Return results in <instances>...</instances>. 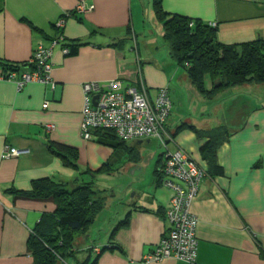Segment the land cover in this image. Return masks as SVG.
Returning a JSON list of instances; mask_svg holds the SVG:
<instances>
[{
	"label": "crops",
	"instance_id": "1",
	"mask_svg": "<svg viewBox=\"0 0 264 264\" xmlns=\"http://www.w3.org/2000/svg\"><path fill=\"white\" fill-rule=\"evenodd\" d=\"M80 1L94 8L72 14L63 27H56ZM161 6L169 14L216 23V38L223 45L264 40V0H161ZM162 35L153 0H0V61L25 63L41 42L59 36L77 46L75 55L54 49L47 84L33 81L18 88L13 81L0 80V264H34L32 233L43 216L57 209L52 197L24 194L34 183H63L68 191L91 183L96 190L95 172L104 165L113 176L118 172L125 178L124 186L111 190L119 206L96 230L89 228L98 215L75 236V241L81 238L78 248L74 241L76 251L67 264L96 256V264H186L172 258L143 262L169 230L165 210L173 192L157 180L163 164L160 142L123 141L129 146L123 145L120 153L119 145L99 142H112L107 136L96 133L84 140L80 135L82 84L115 78L151 101L159 88L167 87L173 110V104L194 105L189 113L171 111L166 129L168 147L189 153L205 171L191 207L198 220V264H264V106L243 105L227 125L215 124L214 109L225 116L241 95L234 92L215 104L204 101L170 57ZM205 87L211 88L208 76ZM188 117L194 125L180 122ZM221 125L229 137L217 148L211 167L200 152L207 139L189 127L201 132ZM54 142L74 149V166L49 150ZM145 145L154 149L147 151ZM6 146L29 152L5 159L1 154Z\"/></svg>",
	"mask_w": 264,
	"mask_h": 264
},
{
	"label": "trees",
	"instance_id": "2",
	"mask_svg": "<svg viewBox=\"0 0 264 264\" xmlns=\"http://www.w3.org/2000/svg\"><path fill=\"white\" fill-rule=\"evenodd\" d=\"M153 9L162 24V38L170 57L184 70L190 84L204 101L210 104L225 102L233 97L237 87L246 84L264 85V40L223 45L216 38V27L199 20L166 13L162 9L161 0H153ZM62 46L69 48L67 55H75L77 52V46L66 41H63ZM206 76L211 80L210 89L205 87ZM189 128L199 137L207 139L200 147V152L204 160L211 167H215L216 150L229 137L226 126L221 125L201 132L194 127ZM96 133L112 140H99L103 144L112 147L125 145L111 131H95L94 134ZM48 148L65 163L74 166L77 153L73 148L55 142L49 144ZM127 151L130 154V149ZM105 167L106 165L99 171H103ZM159 172L157 180L161 182V169ZM65 187L66 184L45 180L34 183L33 189L24 193L35 198L52 197L57 203L55 212L43 216L32 233L30 249L34 264H67V259L73 257L76 251L75 236L85 232L104 207V198L91 183L77 186L70 191ZM103 250L106 248L101 251ZM97 260L98 256L93 259L88 257L81 264H96Z\"/></svg>",
	"mask_w": 264,
	"mask_h": 264
},
{
	"label": "built area",
	"instance_id": "3",
	"mask_svg": "<svg viewBox=\"0 0 264 264\" xmlns=\"http://www.w3.org/2000/svg\"><path fill=\"white\" fill-rule=\"evenodd\" d=\"M93 8V5L84 1L78 2L71 13L56 22V27H63L65 18L71 14H82ZM209 25L216 27V23ZM63 41L64 37L59 36L47 43L41 42L24 64L0 61V80L13 81L18 88L33 81L49 83L54 49L60 47L64 55L69 53V48L62 46ZM82 92L80 135L84 140H92L95 131H111L121 141L154 138L161 144V184L173 192L170 205L165 210L169 230L152 251L143 256V262L172 258L186 264H198V220L191 207L205 171L187 152L168 147L171 138L166 124L171 115L172 103L167 87L159 88L153 101L144 92L133 85L124 84L119 78L105 82H85ZM95 96L97 99L94 100ZM28 152L26 149L6 146L1 157H18Z\"/></svg>",
	"mask_w": 264,
	"mask_h": 264
},
{
	"label": "rangeland",
	"instance_id": "4",
	"mask_svg": "<svg viewBox=\"0 0 264 264\" xmlns=\"http://www.w3.org/2000/svg\"><path fill=\"white\" fill-rule=\"evenodd\" d=\"M236 96H238V94L241 95L240 99L237 100L235 103L232 104L231 109L227 108L226 112H225V116L222 117V112H220V108H215L214 111L211 113V118L214 119L215 124L217 123H224L225 125H227L226 121H229L230 118H233L236 116V114L238 113L239 109H241L243 107V105L246 106H250V107H254V106H264V85H256V84H246L245 86H241V87H237L235 89ZM234 97V98H235ZM191 98V97H190ZM192 103H190L189 105H186L185 107H179V105H175L173 104V108L171 111H174V113L179 110L181 112H185V113H189L191 111V108L194 107V105H191ZM223 106V105H222ZM229 109V110H228ZM173 113V112H172ZM176 114H179V112H176ZM176 117H173V119ZM188 120H182L180 121L181 123H192L194 125L193 119L191 117H188ZM191 120V121H190ZM177 122V121H176ZM179 123V121H178ZM180 123V124H181ZM178 124V125H180ZM232 126V125H230ZM153 145L156 143L154 140L152 141ZM132 144V143H131ZM125 146H129V143H125ZM118 151L121 153L124 150L123 145H119L117 146ZM151 148V145L149 146H144L145 150H149ZM151 149H154L151 148ZM144 153V156H146L147 154ZM127 152V151H126ZM127 170H129L128 166ZM95 186H96V190L98 192H100V195L104 198V207L102 209V211L98 214L97 219L95 220V222L91 225V227L89 229H94L96 230L97 227L99 225H101L103 223V220L105 218H108L110 215H112L115 212V208H118V204L116 201H114L113 197L111 196V190L112 188H118V187H122L124 186V177L119 176L120 174L117 172L116 175L113 176L111 169L109 171H97L95 172ZM118 179H117V178ZM118 184V185H117ZM117 185V186H116ZM122 185V186H121ZM131 195V194H130ZM100 217L99 220L98 218ZM81 236H79V238L75 241V246L76 248H78V242L80 240ZM78 255H81V252L78 253Z\"/></svg>",
	"mask_w": 264,
	"mask_h": 264
},
{
	"label": "water",
	"instance_id": "5",
	"mask_svg": "<svg viewBox=\"0 0 264 264\" xmlns=\"http://www.w3.org/2000/svg\"><path fill=\"white\" fill-rule=\"evenodd\" d=\"M97 99V96L94 97V100Z\"/></svg>",
	"mask_w": 264,
	"mask_h": 264
}]
</instances>
